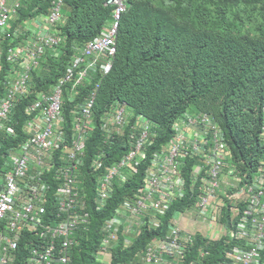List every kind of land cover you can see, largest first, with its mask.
<instances>
[{
  "label": "built area",
  "instance_id": "obj_1",
  "mask_svg": "<svg viewBox=\"0 0 264 264\" xmlns=\"http://www.w3.org/2000/svg\"><path fill=\"white\" fill-rule=\"evenodd\" d=\"M28 1L0 0V137L16 136L14 110L31 96L22 107L24 139L0 167V264H72L76 235L90 228L89 182L95 207L103 209L116 184L131 181L142 164L141 184L100 224L94 252L98 262H109L116 247H130L145 226L159 227L172 203L192 192L196 201L185 211L194 210L195 220L207 224L205 233L190 230L185 211L175 210L166 233L118 264H207L210 245L227 236L234 243L225 249L222 264H264V152L251 177L242 179L213 115L187 110L173 122L170 138L148 158L155 135L151 120L133 114L125 103L99 116L94 112L129 0L106 1L112 6L110 23L79 47L46 89L35 87L33 72L42 69L47 51L60 54L64 0H49L46 11L20 18ZM125 137L129 148L105 163L107 150ZM92 138L97 148L90 154ZM260 139L264 143V122ZM222 207L228 209L226 221L220 218Z\"/></svg>",
  "mask_w": 264,
  "mask_h": 264
},
{
  "label": "trees",
  "instance_id": "obj_2",
  "mask_svg": "<svg viewBox=\"0 0 264 264\" xmlns=\"http://www.w3.org/2000/svg\"><path fill=\"white\" fill-rule=\"evenodd\" d=\"M106 1L64 0L66 18L58 27L63 35L60 54L47 51L44 55L42 69L33 72L36 88L46 89L54 83L79 47L110 23L112 6ZM48 5L49 0H30L20 8V18L46 11ZM116 44L112 67L96 91L93 110L97 116L125 103L133 114L151 120L155 135L147 147L149 158L170 138L178 116L188 109L208 111L223 129L231 164L242 179L251 177L264 152L260 139L264 122V0H129L119 21ZM80 90L87 91L84 87ZM64 94L67 96L66 90ZM30 97L14 110L16 136L0 137V167L6 154L24 139L22 107ZM69 104L63 106L66 116ZM125 139L107 150L105 163L118 160L129 148ZM96 143L94 138L88 142L90 154ZM143 173L144 164L131 181L115 183L114 194L103 209L95 207L94 185L89 182L86 209L90 211V228L76 235L72 264H99L94 252L100 224L119 200L141 184ZM196 198L195 193L187 192L185 198L172 203L159 227L145 226L130 247H116L109 264L132 258L153 237L166 233L168 217L175 210L192 207ZM227 210L222 207V220L226 221ZM196 241H201L199 234ZM233 243L228 236L214 241L206 263L222 264L225 249ZM194 256L192 253L190 258Z\"/></svg>",
  "mask_w": 264,
  "mask_h": 264
},
{
  "label": "rangeland",
  "instance_id": "obj_3",
  "mask_svg": "<svg viewBox=\"0 0 264 264\" xmlns=\"http://www.w3.org/2000/svg\"><path fill=\"white\" fill-rule=\"evenodd\" d=\"M186 220H185V225L188 226L190 230H194L195 228L199 230L201 233H205L207 229V224L203 222H198L195 220L196 218V213L194 210H189L184 212Z\"/></svg>",
  "mask_w": 264,
  "mask_h": 264
},
{
  "label": "clouds",
  "instance_id": "obj_4",
  "mask_svg": "<svg viewBox=\"0 0 264 264\" xmlns=\"http://www.w3.org/2000/svg\"><path fill=\"white\" fill-rule=\"evenodd\" d=\"M189 111H192V110H190V109H188ZM197 112H199V111H197ZM205 112H208V111H205ZM208 113H210V112H208ZM211 114V113H210ZM214 117V116H213ZM215 118V117H214ZM217 121V120H216ZM218 122V121H217ZM219 123V122H218ZM98 245V244H97ZM114 250H116V249H113V251ZM134 256V255H133ZM94 258H95V256H94ZM114 257H113V252H112V258L111 259H113ZM95 261L96 262H98L96 259H95ZM127 261V260H126ZM126 261H124V262H126ZM110 262V261H109ZM109 262H107L106 264H109ZM119 262H121V263H123V261H119ZM99 264H102V263H100V262H98Z\"/></svg>",
  "mask_w": 264,
  "mask_h": 264
}]
</instances>
